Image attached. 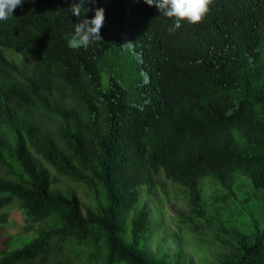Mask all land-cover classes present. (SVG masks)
I'll list each match as a JSON object with an SVG mask.
<instances>
[{
  "label": "trees",
  "instance_id": "obj_1",
  "mask_svg": "<svg viewBox=\"0 0 264 264\" xmlns=\"http://www.w3.org/2000/svg\"><path fill=\"white\" fill-rule=\"evenodd\" d=\"M77 2L25 0L0 22V264H169L147 250L140 205L161 175L187 190L192 222L210 216V182L246 203L264 191V0H210L175 31L143 0H86L87 17L105 12L87 49L68 46ZM15 207L29 223L11 234ZM253 211L220 224L219 264H264Z\"/></svg>",
  "mask_w": 264,
  "mask_h": 264
},
{
  "label": "rangeland",
  "instance_id": "obj_2",
  "mask_svg": "<svg viewBox=\"0 0 264 264\" xmlns=\"http://www.w3.org/2000/svg\"><path fill=\"white\" fill-rule=\"evenodd\" d=\"M45 121L48 125L53 124L50 119ZM60 182V189L75 193L83 210L94 206L95 199L86 185L65 177H61ZM208 187L205 196H213L210 199V216L196 222L191 219L193 209L187 190L171 183L163 175L150 193L142 191L140 205L153 207L151 221L154 232L147 243V250L152 257L163 259L169 264H219L218 257L228 252L223 246L220 233L223 226L220 224L237 227L250 216L248 210L254 209L255 219H259L261 227L264 226V191L259 193L260 199L246 203L237 190L211 182ZM248 187L249 182L244 180L243 189ZM251 204L252 208L249 207ZM9 219L6 231L11 234L20 233L29 223L27 216L17 207L11 210Z\"/></svg>",
  "mask_w": 264,
  "mask_h": 264
},
{
  "label": "clouds",
  "instance_id": "obj_3",
  "mask_svg": "<svg viewBox=\"0 0 264 264\" xmlns=\"http://www.w3.org/2000/svg\"><path fill=\"white\" fill-rule=\"evenodd\" d=\"M25 0H0V22H6L13 17L14 10L22 6ZM86 0H78L70 7V13L77 18L73 24V34L68 40L71 48L83 47L87 49L90 45L102 41L101 31L105 24V12L102 8L94 10L89 18L85 15L88 11L84 7ZM148 6H154L160 15L173 18L169 31H175L182 23L198 24L209 11L210 0H143Z\"/></svg>",
  "mask_w": 264,
  "mask_h": 264
}]
</instances>
